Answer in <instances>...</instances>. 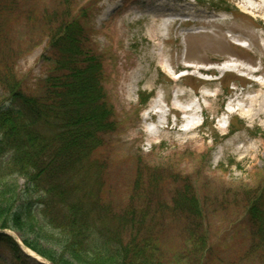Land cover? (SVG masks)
I'll return each instance as SVG.
<instances>
[{"label":"rangeland","instance_id":"rangeland-1","mask_svg":"<svg viewBox=\"0 0 264 264\" xmlns=\"http://www.w3.org/2000/svg\"><path fill=\"white\" fill-rule=\"evenodd\" d=\"M72 1L87 11L82 22L103 56L104 87L117 121L99 153L107 164L104 201L114 214L125 209L139 165L164 177L158 201L166 204L178 187L174 182L187 177L205 207L208 251L199 257L188 251L182 220L166 212L158 226L166 264H255L243 254L249 247L248 191L264 188V139L253 136L264 131V0H228L229 12L196 0ZM61 2L20 1L0 13V69L9 63L26 93L51 67L50 29L41 17ZM140 91L153 94L144 107ZM6 98L0 88V103ZM206 118L208 127H202ZM232 124L236 133L215 144ZM1 182L16 191L17 210L40 225L37 198L24 192L25 181L13 176ZM5 233L21 252L0 243V264H50L25 257L22 233ZM37 234L60 259L56 242Z\"/></svg>","mask_w":264,"mask_h":264},{"label":"trees","instance_id":"trees-1","mask_svg":"<svg viewBox=\"0 0 264 264\" xmlns=\"http://www.w3.org/2000/svg\"><path fill=\"white\" fill-rule=\"evenodd\" d=\"M20 1L30 0H0V8L4 6L0 13L9 12ZM196 1L229 12L228 0ZM59 5L41 17L44 28L50 29L51 67L38 88L26 93L9 63L0 69V88L7 96L0 103V231L22 233V243L51 264H166L158 226L168 212L182 220L186 249L204 256L207 216L189 178L174 182L178 187L166 204L158 201L164 177L144 172L139 165L125 209L114 214L104 201L107 164L99 153L117 130V121L104 87L103 56L95 52L82 22L87 11L77 9L72 0ZM152 96L140 91L139 106L144 107ZM202 127H208L207 118ZM237 130L232 124L226 136L214 137L213 142ZM253 136L264 139V131L256 129ZM13 176L23 179L24 192L37 198L40 225L17 210L16 191L10 192L1 182ZM9 192L12 196L7 199ZM248 195L249 247L243 256L264 264V188ZM37 231L56 242L60 259L41 245ZM31 234L38 237L26 238ZM0 243L20 251L8 235L0 233Z\"/></svg>","mask_w":264,"mask_h":264},{"label":"bare ground","instance_id":"bare-ground-1","mask_svg":"<svg viewBox=\"0 0 264 264\" xmlns=\"http://www.w3.org/2000/svg\"><path fill=\"white\" fill-rule=\"evenodd\" d=\"M155 107H156V102H154V103H152V104L150 105L148 112H152V111L154 110ZM27 252H29V251H27ZM30 254H31V253H30ZM35 258H37L39 261L41 260V259H39V257H35Z\"/></svg>","mask_w":264,"mask_h":264}]
</instances>
